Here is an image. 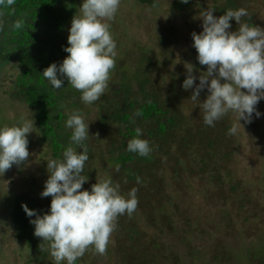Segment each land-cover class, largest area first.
<instances>
[{
	"label": "rangeland",
	"instance_id": "rangeland-1",
	"mask_svg": "<svg viewBox=\"0 0 264 264\" xmlns=\"http://www.w3.org/2000/svg\"><path fill=\"white\" fill-rule=\"evenodd\" d=\"M151 1L153 5L140 0H121L114 19L109 21L117 46L116 56L142 47L163 64L165 51L160 44L163 38L169 62L165 66L158 64L155 74L164 87H174L185 125L196 126L203 117L199 102L206 100L207 89L200 93L199 102L190 98L207 66L200 65L197 60L192 33L203 31L200 13L218 2L189 0L186 5L183 0ZM175 1L183 2L184 8L175 9L172 6ZM244 1V8L254 14L257 26L264 29V0ZM82 2L79 0L74 16L79 13ZM73 17L67 26L68 35ZM230 31L235 32L232 27ZM186 63L193 66L192 74L197 77L193 88L187 91L182 87L187 78ZM18 71L16 66L8 65L0 72V126L15 125L21 118L33 119L30 110L9 93V78ZM256 107L261 117L253 114L251 123L241 121L236 135L223 137L219 142L222 151L219 150L220 155L210 168L200 163L198 148L194 150L197 149L198 156L190 152L186 157L183 165L186 171L179 177L171 171L173 162H168L166 174L164 172V208L157 209L159 205L151 202L153 208L144 209L137 194V209L131 217L126 216L119 229L117 224L121 218L117 217L106 252L99 254L90 246L78 258L79 264H125V251L133 255L132 260L137 258L135 264H261L264 258V100ZM91 111L90 117L94 119L96 110L93 107ZM223 120L230 127L238 122L231 112L215 122L213 131L219 132V136L227 128ZM33 123V133L27 137L29 158L19 166L13 165L5 174L0 173V264H55L50 251L43 257L30 252L17 239L11 224L14 196L31 190L41 200H50L41 198L40 194L49 177L47 161L52 159L51 152L47 144L39 141L38 129ZM190 162L194 173L187 166ZM107 178L115 183L112 172L102 168L96 181ZM125 181L124 186H120L122 195L131 190L129 187L133 183ZM148 210L157 216L159 229L149 223ZM165 216L169 219L165 220ZM133 226L140 239L138 244L131 239L135 237L133 233L127 237L128 229Z\"/></svg>",
	"mask_w": 264,
	"mask_h": 264
},
{
	"label": "trees",
	"instance_id": "trees-1",
	"mask_svg": "<svg viewBox=\"0 0 264 264\" xmlns=\"http://www.w3.org/2000/svg\"><path fill=\"white\" fill-rule=\"evenodd\" d=\"M140 1L153 5L151 0ZM215 1L218 3L211 8L216 10L214 14L217 17L224 15L228 9L244 8L245 2ZM78 3L79 0H15L11 9H3L0 12V72L8 65L18 68V73L9 78L10 96L30 110L38 129L39 141L48 145L52 159H63V151L68 146L80 151L79 146L70 145L71 129L65 124L73 111L83 114L85 122L89 124L90 136L85 141L89 160L83 172L88 181L81 191H90L92 185L97 183L101 169L108 168L115 183L120 186H124L125 179L133 182L129 188H138L137 194L140 195L144 209L153 208L151 202L159 205L157 209H163L166 199L164 172L166 174L168 162H173L171 171L179 177L186 171L183 166L186 164V157L191 153L197 155V149L194 150L198 148L199 161L208 168L218 159L219 150L222 151L219 142L228 135L230 125H226L223 120L227 128L225 132L220 130L221 136L219 132L215 134L214 127L204 124L203 117L196 126L185 125L186 119L181 113L174 87H164L155 74L158 64L165 66L169 62L163 38L160 40L165 51L162 53L165 56L163 64L146 48L124 51L115 57V67L110 72L111 78L105 93L91 105L84 104L80 99L81 93L67 81L60 90H54L41 74L51 64L62 63L69 55L64 51V48L70 46L67 26L77 12ZM182 3L175 1L172 6L181 10L184 8ZM248 13V17L242 18V21L257 26L254 14ZM16 20L23 21V27L13 31L11 26ZM230 23L233 30L237 31V22L233 20ZM117 43L119 50V42ZM202 97L204 98L203 95ZM93 107L96 114L94 119H91ZM137 112L142 115H137ZM137 127L142 129L141 138L150 142L152 150L147 157L127 151V143L135 137ZM166 157L168 159L164 160ZM225 157H228V154ZM192 164L190 162L187 166L189 171L194 173ZM137 184L143 188L140 190L139 186L136 187ZM48 199L50 200H41L31 190L22 192L14 196L11 212V224L17 239L23 242L30 252L42 257L50 251L49 242H44L43 238L34 235L35 228L30 219L34 220L35 217L29 218L22 206L27 205L30 210L43 215L50 210L52 198ZM147 213L151 226L159 229L160 222L155 213H152V210ZM126 216L128 215L120 216L121 221L117 224V229L123 226L121 222ZM164 218L168 220L169 216ZM168 224L170 226V221ZM128 231L127 237L130 238V233H133L135 237L131 239L136 244L140 243L135 227L129 228ZM129 255L128 251L124 252L125 264L138 263L137 258L132 260L133 255ZM263 259L261 264H264ZM79 262L78 259L76 264Z\"/></svg>",
	"mask_w": 264,
	"mask_h": 264
},
{
	"label": "clouds",
	"instance_id": "clouds-1",
	"mask_svg": "<svg viewBox=\"0 0 264 264\" xmlns=\"http://www.w3.org/2000/svg\"><path fill=\"white\" fill-rule=\"evenodd\" d=\"M120 2L83 0L71 22L70 46L64 48L69 55L41 74L54 90H60L67 81L81 93L84 104L100 100L115 67L117 46L109 21L114 19ZM14 4L15 0H0V12L11 9ZM215 11L208 8L201 12L203 31L192 33L197 60L207 66V71L199 76V84L190 99L199 102L200 93L207 89L206 100L199 102L204 124L214 127L215 122L231 112L238 122L232 124L227 134L234 136L242 126L241 121L251 123L253 114L256 118L262 115L256 106L264 100V29L242 21L249 15L245 8L228 9L220 17L213 14ZM233 20L239 25L235 32L230 31ZM11 27L13 31L20 30L23 21L16 20ZM185 67L187 78L182 87L187 91L193 88L197 77L192 74L191 64L186 63ZM65 126L71 129L70 145L79 146L80 151L68 146L63 151V159L47 161L49 177L40 195L52 198L49 212L40 215L27 205L22 207L29 218L35 217L30 219L34 235L49 242L55 264H76L90 246L99 254L106 252L117 217L125 214L131 217L137 209L138 189L132 188L122 195L119 183L107 178L92 185L90 191H81L88 181L83 172L89 160L85 144L90 136L89 124L80 111H73ZM34 127L33 119L29 118H21L12 126H0V173L5 174L13 165L19 166L29 158L27 137ZM142 135V129L137 127L135 137L127 143V151L147 157L152 149Z\"/></svg>",
	"mask_w": 264,
	"mask_h": 264
}]
</instances>
